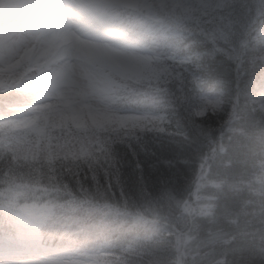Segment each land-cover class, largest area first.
Returning <instances> with one entry per match:
<instances>
[{
  "label": "clouds",
  "instance_id": "obj_1",
  "mask_svg": "<svg viewBox=\"0 0 264 264\" xmlns=\"http://www.w3.org/2000/svg\"><path fill=\"white\" fill-rule=\"evenodd\" d=\"M0 264H264V0H0Z\"/></svg>",
  "mask_w": 264,
  "mask_h": 264
}]
</instances>
